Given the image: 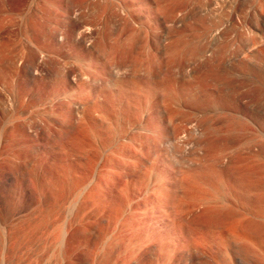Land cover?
I'll return each instance as SVG.
<instances>
[{
	"label": "bare ground",
	"instance_id": "6f19581e",
	"mask_svg": "<svg viewBox=\"0 0 264 264\" xmlns=\"http://www.w3.org/2000/svg\"><path fill=\"white\" fill-rule=\"evenodd\" d=\"M178 1L189 4L191 0ZM235 1L247 5L245 1ZM14 2L18 5L23 1ZM159 5L161 0H96L91 11L95 17L107 16L113 11L112 17L119 24L137 25L128 33L129 39L145 41L147 57L151 60L145 70L152 74L158 61L155 44L162 36L153 28V23L176 16L174 10L158 15ZM235 11L233 7L227 12V24L214 30L212 42L224 34L225 27L230 25L234 30L238 27ZM64 16L65 24L55 31L51 43L73 47L85 59L94 58L98 52L109 55L107 38L111 32L120 37L127 32L124 27L99 32L72 8L66 9ZM255 22L264 35V19L257 16ZM191 26L184 21L178 34L192 30ZM142 32L144 37H140ZM178 44L179 41L172 47L177 53L190 47ZM195 44L199 53L205 55L210 51L200 43ZM38 50L29 65L31 74L45 70L50 78L54 65L43 60L44 47ZM48 52L46 55L52 60ZM211 54L216 57L215 53ZM62 60L67 68L64 82L76 84L75 69L64 57ZM152 76L143 89H138L133 80L94 76L96 83L89 94L90 108L73 99V93L57 91L52 95L51 101L60 100L59 110L48 115L45 124L49 132L54 129L53 135L70 134L67 144L56 142L55 146H64L68 160L75 156L87 162L81 161L76 168V161L65 164L63 158L57 157L47 172L39 170L40 163L35 162L36 172L32 177L36 182L31 177L28 180L40 200L55 202L60 211L66 209L65 195L73 194L74 198L65 210V219L60 223L49 222L48 228L45 215L32 221L27 218V200L19 193L13 203L19 214L17 222L11 229L0 225V264H21L25 250H29L31 235L37 229L36 242L48 236L56 247L46 264H264V190L258 193L260 184L253 168L256 158L238 157L229 152L231 146L223 140L208 139L204 136L205 127L203 132L200 128L203 123L195 125L198 133H203L201 137L189 138L191 131L183 125L188 135L177 136L176 129L165 125L170 107L165 102L171 99L170 103L177 106L189 103L191 107L186 108L192 112H200L198 107L205 109L206 106H200L203 99L197 94L189 95L190 102L179 93H168L173 99L164 100L168 98H162L164 94L168 96L167 91L162 88L166 92L160 95L157 90L161 87L155 86ZM98 82H104L111 91L98 89ZM114 87L118 88L117 94L112 90ZM124 93L136 97L123 100ZM112 99L123 101L127 112H114ZM15 101L19 102L18 96ZM215 107L219 112L220 107ZM133 110L141 122L128 112ZM209 129L214 130L213 126ZM105 133H108L106 140ZM93 156L103 172L97 171L90 180L81 179L83 165L87 166ZM261 177L264 178L262 173ZM103 199L112 203L99 205Z\"/></svg>",
	"mask_w": 264,
	"mask_h": 264
},
{
	"label": "rangeland",
	"instance_id": "374dc122",
	"mask_svg": "<svg viewBox=\"0 0 264 264\" xmlns=\"http://www.w3.org/2000/svg\"><path fill=\"white\" fill-rule=\"evenodd\" d=\"M22 1L17 5L14 0H0V225L2 228L11 229L17 222L19 214L17 206L13 203L19 193L25 197V201L27 200L26 213L31 221L35 217L41 219L42 215H45V225L49 228V222L60 223L65 219V210L69 208L74 198L73 194L64 197L66 209L57 211L55 202L39 199L28 177L35 181L32 177L36 172V168H33L35 162L40 163L38 166L42 172L49 171L50 165L57 157L61 160L63 158L65 164L69 162L75 164L76 161L74 166L76 168L80 167L81 161L87 162V159H77L75 156L68 160L62 148L64 146H55V143L67 144L70 134L63 132L59 136L53 135L54 129L49 132L45 121H48V115L51 113H58L60 100L51 101L52 95L57 91L73 93V99L85 104V107L87 104V108H90L89 94L95 87L94 76L98 75L105 79L133 80L138 89L146 88L153 75L157 83L155 86L161 87V89L156 88L160 95L167 91L168 96L162 94V98L168 97L164 100L172 98L173 93H179L188 102H190L189 95L201 96L202 98H199L203 100H200V106L203 104L206 108L198 107L200 112H192L191 108L188 109L191 107L189 103L185 106H177L170 103L171 99L168 100L169 103L165 102L166 105H170L167 106L169 112L165 125L172 130L176 129L177 136L186 137L188 133L182 129L183 125L191 131L189 138L195 140L203 134L198 133L195 125L203 123V127L200 128L203 132L205 127L204 136L208 139L223 140L231 146L229 152H233L238 157L254 156L256 160L253 168L255 177L259 179L257 183L260 184L258 193L264 190V178L261 177V173L262 176L264 175V171L262 172L264 170V35L261 33V27L255 22L257 16L261 20L264 19L263 0H241L247 5L237 3L235 0H211V3L209 0H191L189 4H182L178 0H161V5L157 7L158 15H165L169 10H174L176 16L166 22L153 23V28L162 35L155 44L158 61L153 74L145 70L151 64V60L147 57L145 41L137 39L133 42L129 39L128 33L137 25L119 24L115 17H112L113 11L103 17L93 16L91 11L96 0ZM233 7L236 10L238 27L235 30L230 25L228 28L225 27L224 34L212 42L211 37L216 33L214 30L218 26L227 24L226 14L232 11ZM69 8L80 13L87 25H93L99 32H109L111 27L113 29L124 27L127 32L122 37L116 32H111L107 38L109 55L98 52L96 53L98 56L94 55L90 60L85 59L81 55L78 56L79 53L75 52L77 50L73 47L69 49L51 43L55 31L64 23V15ZM200 11L204 13L200 14ZM141 18L146 19L142 15ZM184 21L192 25L193 29L179 35L178 31L183 29ZM192 36H196L197 40ZM140 37H144L143 32ZM178 41V45L185 43L190 47L184 45L187 47L182 50L184 52L179 50L181 52L177 53L172 47L177 45ZM194 42L209 48L210 51L205 55L199 53L195 49ZM43 47L45 49L42 53V56H45L43 60L54 65L50 78L45 70H40L36 74H31L30 71L32 57L36 56L38 49L41 50ZM47 52L52 56V60L46 55ZM212 52L216 54L215 58ZM63 57L69 61L70 67L75 69L76 84L64 82L67 68L62 60ZM97 84L98 89L104 92L111 91L104 82ZM192 87L197 89H195L196 93ZM116 88L112 90L117 94L118 88ZM131 95L124 93L123 100L136 97ZM17 96L19 102H14ZM111 105L115 107L114 112H127L128 108L123 101L112 99ZM215 106L220 107L219 112L216 111ZM184 108L188 112L183 111ZM128 112L139 121L136 111ZM63 126L62 124L60 127ZM211 126L214 130L207 131ZM103 136L106 140L108 133ZM54 138H57L55 142ZM96 161L97 158L93 156V160L87 166L83 165L80 171L81 179L90 180L97 171L103 172V167L96 164ZM110 203L112 202L103 199L98 204L106 206ZM50 204L52 208H49ZM44 210L48 211V214ZM51 210H55V213H51ZM37 234L38 229L31 235L29 250L28 252L25 250L24 261L21 264H46L53 254L56 247L50 243L48 236L36 242ZM76 236L79 234L77 233ZM47 239L48 242L45 243Z\"/></svg>",
	"mask_w": 264,
	"mask_h": 264
}]
</instances>
